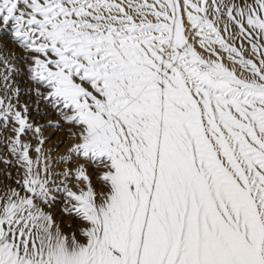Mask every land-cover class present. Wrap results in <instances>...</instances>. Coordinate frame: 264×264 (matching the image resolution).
I'll return each mask as SVG.
<instances>
[{
	"label": "snow or ice",
	"instance_id": "obj_1",
	"mask_svg": "<svg viewBox=\"0 0 264 264\" xmlns=\"http://www.w3.org/2000/svg\"><path fill=\"white\" fill-rule=\"evenodd\" d=\"M4 31L82 163L0 55V264H264V0H0Z\"/></svg>",
	"mask_w": 264,
	"mask_h": 264
},
{
	"label": "rangeland",
	"instance_id": "obj_2",
	"mask_svg": "<svg viewBox=\"0 0 264 264\" xmlns=\"http://www.w3.org/2000/svg\"><path fill=\"white\" fill-rule=\"evenodd\" d=\"M245 47H247V45H245ZM21 54V51L17 50L16 45L11 42L10 33L7 31L0 32V55L6 56L12 62V64L16 65V67L20 69L18 75H16L12 81L16 88L19 89V96L18 98L14 97L12 99V103L27 105L29 110L28 118L30 122L37 127H42V138L46 141V143L43 145L45 158L47 159L49 156L51 158L50 171L55 174L61 172L66 167H71L74 170L78 164L82 163V161L75 160L71 165L58 162L60 158L66 154V150L69 146V142L66 140V126L63 124L61 117L56 114L53 109H51V104L47 102H38L36 97L31 94L33 91L32 85L27 80V72L23 71V69L27 68V65L22 61H17V59H15L21 56ZM0 70H2V68H0ZM3 83L0 81V99H5L7 102L6 96L9 95L10 92H8L6 89H3ZM31 117H33V119ZM52 125H58V127H53ZM11 135V129L8 131H3V129L0 128V158L12 159L10 154L7 152L6 144V139L11 137ZM61 141H63V143H61ZM25 142L31 143V158L35 160L37 158V154L35 153L34 149L38 146V144L36 140L33 139V134L31 132L28 133L27 137L25 138ZM58 144L60 145L59 148H57ZM87 168L88 175L90 174L89 177L92 180L93 186L97 187L96 175L94 171L91 170L90 166H87ZM9 172L11 173V180L14 181L18 175L17 170L14 167L5 169L4 165L0 163V183L7 179V174ZM54 179L58 184L61 177L54 176ZM75 184L76 182L74 180L70 182L73 191H77ZM79 186L81 188L84 187L83 184H80ZM57 195L63 194L59 193Z\"/></svg>",
	"mask_w": 264,
	"mask_h": 264
},
{
	"label": "bare ground",
	"instance_id": "obj_3",
	"mask_svg": "<svg viewBox=\"0 0 264 264\" xmlns=\"http://www.w3.org/2000/svg\"><path fill=\"white\" fill-rule=\"evenodd\" d=\"M13 48V47H12ZM9 49V48H8ZM15 50V49H14ZM14 52V51H13ZM16 59V58H15ZM3 83V81H2ZM17 85V84H16ZM4 89V88H3ZM9 92V91H8ZM21 97V96H20ZM20 99V98H19ZM30 105V104H29ZM47 107V106H46ZM45 108V107H44ZM53 109V108H51ZM34 110V109H33ZM40 111V110H39ZM52 111V110H51ZM36 114V113H35ZM33 119V117H31ZM40 120V119H39ZM91 170L92 167L90 166ZM91 172V171H90ZM90 175V174H89ZM65 207V199H64V196L63 195H57L56 197V200L52 206V213L53 215L55 216V218L59 221L60 219H63L64 220V223L67 224L70 222L69 218L68 217H65L63 215V209Z\"/></svg>",
	"mask_w": 264,
	"mask_h": 264
}]
</instances>
